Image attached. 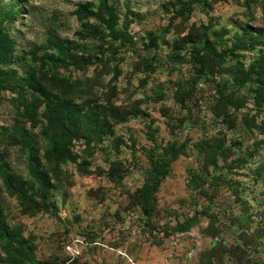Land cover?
I'll return each instance as SVG.
<instances>
[{
    "label": "rangeland",
    "instance_id": "374dc122",
    "mask_svg": "<svg viewBox=\"0 0 264 264\" xmlns=\"http://www.w3.org/2000/svg\"><path fill=\"white\" fill-rule=\"evenodd\" d=\"M201 262L264 264V0H0V264Z\"/></svg>",
    "mask_w": 264,
    "mask_h": 264
},
{
    "label": "trees",
    "instance_id": "16d2710c",
    "mask_svg": "<svg viewBox=\"0 0 264 264\" xmlns=\"http://www.w3.org/2000/svg\"><path fill=\"white\" fill-rule=\"evenodd\" d=\"M77 10L81 14H88V11L82 6H78ZM105 23H106V21H105ZM67 119H68V117L66 118V120ZM82 129H83V127H78L77 125L76 126L73 125L71 128H66L63 124L61 125V130H63V132H65V133L69 132V130L73 131V133H72V131H70L71 132L70 137H79L78 131H80ZM48 142H52L50 137L48 138ZM27 150H29L28 151V162L31 165L34 176L37 178V180L39 182L44 183L45 180L38 170L39 161H38V158L36 156V152L33 149V144H32L31 140H29L27 143ZM163 175H164L163 167L158 166L153 171V176L150 180L149 185L142 187V188L135 191V194H134L135 199L137 200V203L142 210V214L146 218H148L150 216V213H151V207H150L151 192L156 189V187L159 184L158 178L162 177ZM193 226H194V221H189L186 223L176 224L172 228H170V230L174 233L181 234V233H185V232L189 231ZM204 255H206V253L205 254L203 253L201 255V258H203ZM201 264H203V262H201Z\"/></svg>",
    "mask_w": 264,
    "mask_h": 264
},
{
    "label": "built area",
    "instance_id": "2783aa9c",
    "mask_svg": "<svg viewBox=\"0 0 264 264\" xmlns=\"http://www.w3.org/2000/svg\"><path fill=\"white\" fill-rule=\"evenodd\" d=\"M67 250H69V248H67ZM71 251V250H70Z\"/></svg>",
    "mask_w": 264,
    "mask_h": 264
}]
</instances>
